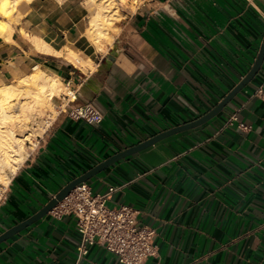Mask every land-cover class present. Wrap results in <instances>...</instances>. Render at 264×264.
<instances>
[{
    "label": "crops",
    "instance_id": "0c3cea01",
    "mask_svg": "<svg viewBox=\"0 0 264 264\" xmlns=\"http://www.w3.org/2000/svg\"><path fill=\"white\" fill-rule=\"evenodd\" d=\"M28 1L14 0L13 13ZM97 5L92 11L90 0H34L21 23L0 28V85L39 66L77 93L64 103H92L104 115L93 124L58 106L11 173L0 234L110 156L212 110L248 74L264 41V0H142L129 11L124 43L101 50L89 32ZM260 85L264 61L215 116L86 180L95 192L121 186L109 205H133L141 222L156 228L159 257L143 264H264ZM235 112L239 121L228 125ZM80 238L73 214L49 211L0 243V264H121L100 243L81 255Z\"/></svg>",
    "mask_w": 264,
    "mask_h": 264
},
{
    "label": "built area",
    "instance_id": "2783aa9c",
    "mask_svg": "<svg viewBox=\"0 0 264 264\" xmlns=\"http://www.w3.org/2000/svg\"><path fill=\"white\" fill-rule=\"evenodd\" d=\"M255 95L264 99L263 85L255 90ZM65 98L68 102H73L77 93L70 90L64 94ZM61 110L75 119H84L93 124H98L104 119L103 113L92 103L77 106L64 103ZM235 121H239L237 112L230 116L227 124L232 125ZM238 125L250 128L243 122ZM7 186L0 185V207L6 199ZM119 187L121 186H109L104 192H95L88 182L83 181L50 212L55 215L68 213L76 217L77 229L81 236L78 246L81 255L88 253L89 245L100 243L114 253L121 264H143L151 257H159L156 242L158 233L154 226L141 222L140 210L137 207L125 203L109 205L113 193Z\"/></svg>",
    "mask_w": 264,
    "mask_h": 264
},
{
    "label": "bare ground",
    "instance_id": "6f19581e",
    "mask_svg": "<svg viewBox=\"0 0 264 264\" xmlns=\"http://www.w3.org/2000/svg\"><path fill=\"white\" fill-rule=\"evenodd\" d=\"M13 1L0 0V12L9 14ZM106 1L97 5L98 9L91 17L89 32L99 46L102 45V34H106L104 28L113 20L114 13L111 12L116 11L111 9L110 12L111 3L109 5ZM0 25L6 26L4 21H0ZM62 89L64 90L63 82L39 66L32 73L20 78L17 84L0 86V183L7 184L10 181L9 173L16 172L22 164L27 155L26 142L33 135L43 133L44 105H51V99ZM13 122L19 124L17 127L24 126V132L19 133L16 128L6 127Z\"/></svg>",
    "mask_w": 264,
    "mask_h": 264
},
{
    "label": "water",
    "instance_id": "95a60500",
    "mask_svg": "<svg viewBox=\"0 0 264 264\" xmlns=\"http://www.w3.org/2000/svg\"><path fill=\"white\" fill-rule=\"evenodd\" d=\"M264 61V41L262 44V48L260 50L259 56L251 68V70L248 72V74L242 79V81L229 92L227 96L212 110L201 116L200 118L188 122L186 124L176 126L173 128H170L168 130H165L163 132H160L151 138L140 142L134 146H131L125 150L119 151L118 153L110 156L109 158L105 159L104 161L100 162L99 164L95 165L93 168L85 172L84 174L78 176L74 180L70 181L66 186H64L47 204H45L40 210H38L36 213L32 214L27 219L11 226L7 230H5L3 233L0 234V243L5 241L6 239L10 238L11 236L15 235L16 233L20 232L21 230L25 229L26 227L30 226L32 223L39 220L41 217H43L45 214H47L58 202L63 200L79 183L86 181L90 179L92 176L98 174L108 166L112 165L114 162L118 161L119 159L126 157L132 153H135L137 151H140L157 141L161 140L162 138L171 135L173 133L189 129L192 127H195L197 125L202 124L203 122L207 121L211 117L215 116L217 113H219L225 105L229 101H231L234 96L237 94L238 91H240L242 88H244L250 80H252L255 75L259 72L262 64Z\"/></svg>",
    "mask_w": 264,
    "mask_h": 264
},
{
    "label": "rangeland",
    "instance_id": "374dc122",
    "mask_svg": "<svg viewBox=\"0 0 264 264\" xmlns=\"http://www.w3.org/2000/svg\"><path fill=\"white\" fill-rule=\"evenodd\" d=\"M102 1L105 2L106 0H96L95 3H93L92 0H90V2L94 5V8L92 11L95 10L96 3L97 2L102 3ZM33 2H34V0H29L28 2L20 3L17 6V8L15 9L14 13L12 11L14 3H11L8 15H10V17L12 15V13H13V15L11 18H8L3 13H0V19L2 21H4L6 24V27L0 25V28L1 29L7 28V30H12L14 27H16L19 23H21L23 21V18L25 17L26 12L30 9ZM106 2L109 3V5L111 3L110 8H109L110 12H111V9H116V11L113 10L111 12V14L114 13L113 14V20L107 28H104L106 34H102L103 40H102V49L101 50H106L107 45L115 46L117 44L121 45L122 43H124V39L126 37V34L128 33L127 32L128 31V26H127L128 20L131 16L129 11L130 10H136L139 7L142 0H107ZM87 37H88L89 41L97 49H99V46L96 44V42L94 40H92L88 35H87ZM78 53L81 54V52H78ZM71 60H72L71 62H73L74 65L78 66V62L76 61V59L74 57ZM18 80H15V81L8 83V84H17ZM4 85H6V84H4ZM0 86H2V85H0ZM63 86H64V90L62 89L57 96H54L51 99V105H49V106L44 105V108L45 107L46 108L44 109L45 112L43 114L44 121H45V125H44L45 127L43 126V129H44L43 133L47 129V127H49L52 118H54L56 116V114L58 113V111L60 110V108L58 106L62 102L64 103L66 101L64 99V94H67L70 90L65 86L64 83H63ZM27 121H29V119H27ZM16 122H13L11 124H7L6 127L10 126L14 129L16 128V130L19 133H23L25 127L24 126L17 127L19 124H17ZM18 128H20V129H18ZM43 133H41L40 135H42ZM37 137H38V135L35 134V135H33L32 139H29L26 142L25 155L34 147V143L36 142ZM9 175L11 177V173H9ZM8 183L7 184L0 183V185L1 184L8 185Z\"/></svg>",
    "mask_w": 264,
    "mask_h": 264
}]
</instances>
